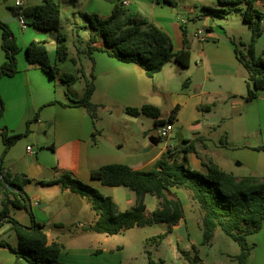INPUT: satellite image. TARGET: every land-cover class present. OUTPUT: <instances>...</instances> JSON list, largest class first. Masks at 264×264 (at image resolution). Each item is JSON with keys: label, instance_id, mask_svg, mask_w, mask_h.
Listing matches in <instances>:
<instances>
[{"label": "crops", "instance_id": "obj_1", "mask_svg": "<svg viewBox=\"0 0 264 264\" xmlns=\"http://www.w3.org/2000/svg\"><path fill=\"white\" fill-rule=\"evenodd\" d=\"M55 1L60 5L61 29L63 9L72 15L76 26H81L87 23L84 14L106 18L116 4L127 2L123 6L128 14L155 24L170 37L175 51L186 49L190 55L189 66L185 70H179L175 63L169 62L153 77H148L137 64L119 61L102 51L91 54L93 63L91 61V70L85 75L88 77L92 73L95 78L91 101L98 97V102L94 103L98 108L116 106L125 114V125L114 126V133L123 138L117 146L98 138L96 134L101 130H96L89 113L82 106L70 105L68 95L75 83L68 88L60 79L64 97L69 101L57 100L53 91L56 77L49 76L37 65L28 62L27 47L34 42L45 46L49 61L53 54L54 65L57 66L55 34L29 25L27 29H22L18 22V71L11 77L0 78V94L5 103L0 117V131L5 128L9 134H17L23 133L28 127L29 133L8 149L0 162V168L8 172L16 184H21L23 179L29 180L23 189L29 197L34 219L46 225L48 243L63 244L59 253L60 261L81 264L84 254H105L107 251L100 248L98 243L101 239L94 237L95 233L80 231L82 226L93 224L97 219L88 198L72 194L69 189L63 190L59 184L42 185L41 181H50L63 173H69L110 197L117 209L123 212L135 204L136 194L127 187L104 186L91 178V172L107 164H125L133 170L149 171L164 155L169 156V162L180 163L182 149L189 145L194 147V151L186 154V165L192 170L205 172L203 163L212 162L236 177H264V149H257L264 146V91H259L252 100H246L247 72L237 60L235 43L248 44L251 31L239 12H231L224 18L202 15L203 6L221 7L218 0H62L64 6H61L60 0ZM37 4H40L37 0H26L24 6ZM255 6L263 12L264 1L256 2ZM184 14L188 17L185 18ZM195 21L200 22L202 28L191 34L188 25ZM1 34L2 31L0 65L5 60ZM261 37L255 44L257 56L263 53L257 50ZM67 48L68 60L73 59L70 48ZM81 69L83 67L80 65L79 72ZM62 75L57 76L60 78ZM83 90L84 86L81 96ZM23 91L29 94L31 102L27 105H12L22 103L19 95ZM143 105L158 108V119L165 121L172 109L178 107L171 122L172 130L166 139L159 137V130L153 135V129L146 128L142 118L149 117H132L124 111L127 107L140 108ZM153 123L156 127L163 125L155 124L154 120ZM41 131L44 137L38 138L37 132ZM134 139H139L143 152L139 149L138 153L137 148H131L132 153L124 151L125 146ZM33 143L38 149L32 148ZM3 149L0 136V159ZM147 196L151 195L144 196L145 215L149 217L159 208V200L154 196L153 200H148ZM167 196L179 201L183 217L166 237L149 241L155 245L161 264H180L179 249L192 251L193 247L197 249V245H203L199 228L200 213L198 205L183 189L170 187ZM3 198L0 186V211ZM87 209L91 213L85 223L79 217ZM56 210L61 214L68 210L74 214V218H56L53 215ZM9 215L23 226L31 225V218L23 209L10 206ZM57 223L64 224L66 228H53ZM151 226L159 227L158 235L165 230L164 224ZM88 240L96 241V246L85 248V243H90ZM1 242L12 248L17 247V237L9 223L0 226ZM247 243L252 246L248 264H264V222L259 232L247 237ZM207 246L212 247L213 242ZM239 251L223 250L221 254L234 264L237 262L234 257ZM148 252L153 259V252ZM14 260L10 249L0 246V264H14Z\"/></svg>", "mask_w": 264, "mask_h": 264}, {"label": "trees", "instance_id": "obj_2", "mask_svg": "<svg viewBox=\"0 0 264 264\" xmlns=\"http://www.w3.org/2000/svg\"><path fill=\"white\" fill-rule=\"evenodd\" d=\"M259 1L264 0H218L221 7H202V15H211L215 18H224L231 12H239L251 31V40L248 44L234 42L237 60L247 72L248 101L255 98L259 91H264V57L255 53L256 41L264 35V13L255 6ZM13 13L17 16L21 12L15 8ZM22 13L29 26L55 34L56 61L68 60L66 35L61 32L60 26V5L55 0H43L40 4L26 6ZM84 17L87 23L76 28L89 32L85 52L92 63L91 54L94 51H102L119 61L137 64L148 77H153L169 62L175 63L179 70H185L189 66L188 50L175 51L170 37L162 29L144 18L128 14L121 3L116 4L106 18H100L96 14H84ZM0 29L1 48L5 57L0 65V78L11 77L18 71L16 56L20 48L8 25L1 20ZM27 59L30 64L37 65L51 77L58 73L57 66L50 64L47 50L42 44L31 42L27 47ZM70 60L75 63L74 59ZM80 72L84 78L83 94L79 99L71 100L70 105L82 106L93 121L98 108L91 101L95 91V78L92 73L86 77L82 69ZM60 78L68 88L77 79L72 74H63ZM3 109L0 96V117ZM177 110L178 107H174L165 121L158 119L159 109L151 105L124 109L125 113L132 117L143 115L152 118L157 125L171 123ZM28 133V127L23 133L17 134H9L5 128L0 131L4 145L0 162L8 149ZM257 149H264V146ZM193 151L194 147L191 145L184 147L180 163L169 162V156L164 155L149 171L133 170L125 164H107L93 170L91 172L93 180H98L104 186L127 187L136 194L135 204L123 212L117 209L110 197L104 196L97 189L69 173L40 183L59 184L63 190L69 189L72 194L88 198L97 219L93 224L82 226L80 229L82 233L113 236L134 227L164 224V232L151 240L166 237L183 217L179 201L167 196L170 187L181 188L198 205L203 245L210 244L215 230L220 229L239 246L240 251L234 257L237 264H248L252 246L247 243V237L259 232L264 222V177L254 175L236 177L224 172L212 162L203 163L205 172L192 170L186 165V154ZM0 176V186L4 194L0 226L3 223L11 225L17 237V247L12 248L3 242L0 246L8 247L14 254V264H69L59 260L63 244L48 243L46 225L34 219L29 197L23 189V185L29 180L23 179L21 184H16L14 178L2 168ZM9 183L14 184V190L8 188ZM145 195L154 196L159 200V208L149 217L145 215ZM10 206L25 210L31 218V225L23 226L11 217ZM53 228L66 227L62 223H57ZM146 254L147 264H161V261H154L149 252ZM179 254L186 264H199L200 258L195 247L192 251L179 249Z\"/></svg>", "mask_w": 264, "mask_h": 264}, {"label": "rangeland", "instance_id": "obj_3", "mask_svg": "<svg viewBox=\"0 0 264 264\" xmlns=\"http://www.w3.org/2000/svg\"><path fill=\"white\" fill-rule=\"evenodd\" d=\"M15 1L16 0H2V4L0 5V20L8 25V27L12 31L17 41L16 34H18V28H17L18 20L15 17L16 15L13 13V9L16 8ZM21 1L25 3L26 0H21ZM42 1L43 0H37V2L39 3H41ZM59 3L61 4V6H64L62 0H60ZM62 13H63L62 14L63 27L61 29V32L67 36L66 45L70 48L75 63L73 64L70 60H66L65 62H57V66L59 67V70H58V74L55 75L56 78L53 84L54 85L53 91H54V98L60 101L68 102L69 100H76L80 98L81 88L84 86V80L80 75L79 67L81 65L83 67L84 70L83 72L85 73V75H88V73L91 70V59L88 57V55L85 52V46H86V41L88 40L89 37V32L88 31L84 32L83 30L77 29L75 23H73L72 15L69 12L64 11L63 9ZM184 16L185 18L188 17L186 14H184ZM68 20H70V23L68 22ZM81 22L83 23L82 20ZM26 23L28 25V21H26ZM200 28H202L201 23L195 21L194 23H190L188 25V32L192 34L197 29ZM71 29H73V31H71ZM258 41L259 42L257 45V50L259 51L262 50L260 53L263 52L259 56L264 57V36H262ZM52 57L49 62L52 66H54V59ZM77 63L78 66L76 65ZM60 74H72L75 77H77L75 84L70 89L71 92L69 93L70 96L68 97L69 100L64 97L63 85L60 82L61 78H58L57 76ZM1 99L3 101L2 96ZM19 100L22 103L20 104L13 103L12 105H27L28 103L31 102V98L26 91H23V93L19 95ZM97 102H98V97H94L92 99V103H97ZM4 105L5 103L3 101V107ZM108 108L109 109L98 108L96 110L93 124L96 130H101V132L96 135L103 142L106 143L112 142L117 146H119L118 143L122 142L123 138L119 137L120 136L119 134L114 133V128H115L114 126L115 125L119 126V124H121L122 126L125 125L124 122L125 114L123 113V111L119 110L116 106L108 107ZM142 119H144L143 121L146 123L147 129L150 127L153 129L152 131L153 135H156L158 130L160 131L161 127L154 126L152 119L149 118H142ZM114 121H116L117 123L116 122L114 123ZM137 135L140 134L137 133ZM37 137L43 138L44 137L43 132L42 131L37 132ZM125 140L129 141L127 138ZM139 144H140L139 139H134L130 143H128L127 146H125L124 151L129 150V152L132 153L133 150L130 149L137 148L138 153L140 152L139 149L141 150V152H143V149L140 148ZM31 146L34 150L38 149V146H36L34 143L31 144ZM147 197L148 200L154 199L152 196H147ZM90 213L91 210L87 209L86 212L84 213L82 212V214H80L79 219L82 222L87 223ZM53 215L54 217L59 219H61L60 217H64L66 219L74 218V214L70 213L68 210L67 212L65 211V213L62 214L56 210L53 212ZM159 231L160 230L158 226H145V227H135L134 229H130L127 232H123L113 236H108V235L98 236L97 234H94V237H100L101 239L98 243L100 248L107 252L105 254L102 253L103 255L101 253L96 254L95 252H93L92 255L86 253L82 258L81 264H107L108 262L119 263V264H147L148 259L146 252L148 251L153 252V259H155V261L158 262L159 261L158 255H156L157 249H155V245L151 244V241L149 240H151L153 237H156V235L159 234ZM213 237L214 238L212 240L213 242L212 247L207 245H200V244L197 245V253L200 258L199 264H232L227 260L225 256L221 254V252L223 250L237 251L239 249L237 243H235L231 238L225 235L220 229L215 230ZM89 242L90 243H85L84 245L85 248H88L89 245L96 246L97 244L95 243L96 241L93 242L92 240H90ZM179 263L186 264L182 258L181 260H179ZM233 263L237 264V262H233Z\"/></svg>", "mask_w": 264, "mask_h": 264}, {"label": "built area", "instance_id": "obj_4", "mask_svg": "<svg viewBox=\"0 0 264 264\" xmlns=\"http://www.w3.org/2000/svg\"><path fill=\"white\" fill-rule=\"evenodd\" d=\"M123 5H127V2H124ZM15 7L18 8L21 12L17 15L19 25L21 26L22 29H26L27 28L26 18L22 13L23 9L25 8L24 3L21 0H16ZM171 130H172L171 123L163 124L159 131V137L162 139H166L169 133L171 132ZM27 150H30V147H27Z\"/></svg>", "mask_w": 264, "mask_h": 264}, {"label": "water", "instance_id": "obj_5", "mask_svg": "<svg viewBox=\"0 0 264 264\" xmlns=\"http://www.w3.org/2000/svg\"><path fill=\"white\" fill-rule=\"evenodd\" d=\"M7 186H8V188L10 189V190H14V184H7Z\"/></svg>", "mask_w": 264, "mask_h": 264}]
</instances>
